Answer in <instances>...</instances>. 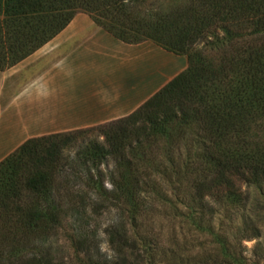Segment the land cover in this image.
<instances>
[{
  "label": "trees",
  "instance_id": "obj_1",
  "mask_svg": "<svg viewBox=\"0 0 264 264\" xmlns=\"http://www.w3.org/2000/svg\"><path fill=\"white\" fill-rule=\"evenodd\" d=\"M78 14L188 66L130 116L87 130L103 143L72 158L85 130L34 138L0 163V264H57L50 240L104 211L108 256L80 227L70 264H264V0H0V71Z\"/></svg>",
  "mask_w": 264,
  "mask_h": 264
},
{
  "label": "crops",
  "instance_id": "obj_2",
  "mask_svg": "<svg viewBox=\"0 0 264 264\" xmlns=\"http://www.w3.org/2000/svg\"><path fill=\"white\" fill-rule=\"evenodd\" d=\"M151 41L126 44L78 14L50 43L0 71V163L30 139L124 119L185 71Z\"/></svg>",
  "mask_w": 264,
  "mask_h": 264
},
{
  "label": "rangeland",
  "instance_id": "obj_3",
  "mask_svg": "<svg viewBox=\"0 0 264 264\" xmlns=\"http://www.w3.org/2000/svg\"><path fill=\"white\" fill-rule=\"evenodd\" d=\"M183 57L187 61V57L186 56H183ZM187 66H188V61H187ZM99 126H96L93 129H97ZM87 130L88 129H86L85 132H81L80 134L77 133L74 136V140L70 143L69 148L65 152L66 156H72L73 158L76 152L81 150L91 140L98 139L99 142L101 143L104 142V138L100 136V133L98 131L87 132ZM112 168H113V165L111 162L109 166L108 165H106V167L104 166L102 171L104 174H107L108 169L110 170ZM229 217H230L229 219L235 218L234 212H231ZM110 219H111V216L108 215L107 211H104L103 213H100L99 215L89 214V216L83 217V219H81L80 222L79 220L77 222L70 221L64 225V229L60 230L56 237L50 240V242L47 244L46 247L48 250L51 251L53 257L56 258L57 264H70L71 262H75L76 261L75 253L71 246L70 240H71V237L75 235L76 231H79V228L82 227L83 230H87L88 232L98 231V235H99L98 242L99 244H101V252L102 254L108 256V253H109L108 252L109 250L108 238H107V235L105 234V230L108 227V223ZM233 221L234 220L232 219L230 222H228L227 227L231 226L232 228L233 227L235 228V223ZM186 230H185V233H186ZM156 235L158 234H155V236ZM180 241L182 242V239ZM256 244H257L256 240L244 242V247L248 249L247 254L251 255L253 253V250Z\"/></svg>",
  "mask_w": 264,
  "mask_h": 264
}]
</instances>
